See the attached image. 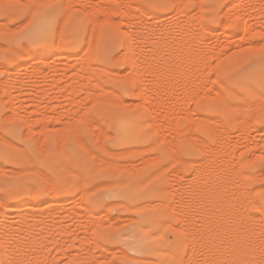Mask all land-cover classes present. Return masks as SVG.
Returning a JSON list of instances; mask_svg holds the SVG:
<instances>
[{"label":"rangeland","instance_id":"rangeland-1","mask_svg":"<svg viewBox=\"0 0 264 264\" xmlns=\"http://www.w3.org/2000/svg\"><path fill=\"white\" fill-rule=\"evenodd\" d=\"M50 9L48 29L26 38ZM154 26L179 45L159 42L165 54L160 50L155 64L165 72L156 71L159 81L145 85L142 66L148 65L140 64L150 47L135 41L137 51L147 53L139 52L137 65L125 41L129 31L157 37ZM152 102L160 103L159 113ZM130 117L140 122L144 138L119 144L118 124ZM207 174L220 183L217 189ZM19 178L28 180L40 201L18 216L13 208L20 196L11 182ZM201 182L206 188H198ZM209 184L223 205L217 218L210 216L215 200H208ZM129 186L153 194L140 200L113 196ZM22 215L31 229H16ZM141 215L153 221L144 228V241L151 234L160 252L146 259L135 248L140 242L119 241ZM0 225V264H228L240 260L228 254L240 236L243 247L231 251L243 257L236 263L264 264V0H0ZM213 247L220 258L213 259Z\"/></svg>","mask_w":264,"mask_h":264},{"label":"bare ground","instance_id":"bare-ground-1","mask_svg":"<svg viewBox=\"0 0 264 264\" xmlns=\"http://www.w3.org/2000/svg\"><path fill=\"white\" fill-rule=\"evenodd\" d=\"M41 2H42V1H41ZM159 3H160V2H159ZM234 3H235V2H233V4H234ZM44 4H45V3H44ZM231 5H232V4H230V6H231ZM228 6H229V5H228ZM233 6H234V5H233ZM29 7H30V6H29ZM32 7H33V6H32ZM138 7H140V6H138ZM231 7H232V6H231ZM235 7H236V6H235ZM46 8H47V7H46ZM44 9H45V7H44ZM146 9H147V8H146ZM30 10H31V9H30ZM42 10H43V9H42ZM50 10H51V9H50ZM114 10H115V9H114ZM119 10H120V9H119ZM141 10H142V9H141ZM45 11H46V10H45ZM117 11H118V9H117ZM121 12H123V11H121ZM125 12H128V11H125ZM33 13H34V12H33ZM139 13H140V12H139ZM139 13H138V14H139ZM142 13H143V12H142ZM129 14H130V13H129ZM131 14H132V13H131ZM136 16H137V15H136ZM144 16H145V15H144ZM144 16L142 15V17H144ZM131 17H135V16L133 15V16H131ZM131 17H130V18H131ZM53 18H54V17H53V11H52V10H51V11H46V12H44L40 17L36 18V20L34 21L33 25L31 26V28L29 29V31L25 33L24 36H25L26 38H35V39L39 38V36L41 35V33L44 32L46 29H48V26H49V24L51 23V21L53 20ZM137 18H138V17H137ZM139 18H141V16H139ZM148 18H149V17H148ZM148 18H147V19H148ZM93 19H94V18H93ZM141 21H142V20H141ZM142 22H143V21H142ZM148 22H149V21H148ZM140 23H141V22H140ZM143 23H144V22H143ZM145 23L147 24V22H145ZM145 23H144V24H145ZM96 24H97V23H96ZM149 24H150V23H149ZM89 26H90V25H89ZM92 26H93V25H92ZM140 26H141V25H140ZM146 26H147V25H146ZM146 26H145V27H146ZM96 27H97V26H96ZM147 28H148V26H147ZM147 28H145V29H147ZM149 28H150V27H149ZM153 28H155V26H154ZM157 28H158V27H157ZM157 28H155V29L152 30V32L158 34L157 37H156V34H155V36L151 34L152 36H154V38H152L151 35H150V36L147 35V34L145 35V34H143V33L141 32L139 38H137V35L134 36V34H136L135 32L131 33L132 31H131V32L129 31V33H130V37H129L128 40L125 41V48L130 50L129 52H130V54L132 55V57L134 58L133 61H134V62L136 61V63H137V61L139 62V61L141 60V58H143V56H144L145 54H147V53H144V54H143V52H142L143 49H142V48L139 49V48L141 47V45H140V47H139V45H137V43H135V41L140 40L141 43H142V45H149V47H150V49H148L149 51L147 50V51H148L147 56L145 55V56H146V57H145L146 59L143 58V60L145 59L144 62H143V60H142V61H141L142 64L137 63V65H139V64H140V65H144V64H145V65H146V64L148 65V66H144V67L142 66V68H143L142 71L145 72V70H146V74H145L146 76H145V78L143 77L142 80H144V81H141V83H142V82H145V83H143V84H145V85H147V83L149 84L151 80L153 81L155 78H157L156 76H158V78H159V74L157 73L158 71H159L160 75L163 74V73H161V70H162V72H165V71H163V68H161L162 66H159V64H155V60H156V58L159 57V56H160V58H161V55L163 56V55L165 54V53L162 52V51H163L162 49H164V48L161 47V49H160V44H161V42L163 43V44H162L163 47H164V46L167 47V46L169 45L170 41H171L172 43H173V42L175 43V42L177 41V39H178V38H177L176 41H175L174 39L170 38V36L168 35V33L165 32V28H163V27H162V29H161V27H160L159 29H157ZM132 29H133V28H132ZM140 29H142V28H140ZM95 30H98V29L95 28ZM129 30H130V29H129ZM142 30L144 31V29H142ZM142 30H141V31H142ZM148 30H149V29H148ZM145 31H146V30H145ZM149 31H151V30H149ZM95 32H96V31H95ZM152 32H151V33H152ZM144 33H145V32H144ZM185 35H186V34H185ZM185 35H184V36H185ZM189 35H190V34H189ZM191 35H192V34H191ZM173 37H174V36H173ZM182 37H183V36H182ZM190 37H192V36H190ZM190 37H189V41H188V43H189L190 40H191ZM155 38H156V39H155ZM183 38H184V37H183ZM183 38H182L181 40H183ZM171 39H172V40H171ZM187 39H188V36H187V38H185L184 40H187ZM173 40H174V41H173ZM159 42H160V44H159ZM174 43H173V44H174ZM178 43H179V42H178ZM180 43H181V42H180ZM184 43H185V41H184ZM188 43H186V45H187ZM135 44L137 45V47H139L138 50H139V52L141 51V53H142L143 56L137 51V49H136L137 47H135ZM173 44H172V47H174ZM175 44H176V43H175ZM162 45H161V46H162ZM178 45H179V44H178ZM178 45L176 44L175 47L177 48ZM183 45H184V44H183ZM175 47H174V48H175ZM183 47H184V46H183ZM57 48H58V47H57ZM26 49H27V48H26ZM87 49H88V48H87ZM87 49H86V50H87ZM167 49H169V47H168ZM171 49H172V48H171ZM171 49H170V50H171ZM179 49H180V48H179ZM179 49H178V50H179ZM144 50H145V47H144ZM160 50H161V55H160V53H159ZM175 50H176V49H175ZM193 50H194V49H193ZM193 50H192V51H193ZM124 51H125V50H124ZM168 51H169V50H168ZM195 51H196V50H195ZM54 52H55V51H54ZM95 52H96V51H94V53H95ZM125 52H126V51H125ZM164 52H165V50H164ZM177 52H178V51H177ZM177 52H176V53H177ZM179 52H180V50H179ZM181 52H182V49H181ZM193 52H194V51H193ZM193 52H191L192 55H188V56H189V57H191V56L193 57V55H194ZM248 52H249V51H248ZM232 53H233V52H232ZM30 54H31V53L29 52V55H30ZM53 54H54V53H53ZM92 54H93V53H92ZM167 54H168V53H167ZM169 54H171V53H169ZM177 54H179V53H177ZM196 54H197V53H196ZM196 54H195V55H196ZM27 55H28V51H27ZM83 55H84V54H83ZM85 55H86V54H85ZM85 55H84V56H85ZM131 55H130V56H131ZM138 55H140V56H138ZM158 55H159V56H158ZM61 56H62V55H61ZM65 56H66V55H65ZM84 56H83V58H85ZM120 56H121V55H120ZM172 56H173V55H172ZM176 56H177V55H176ZM31 57H32V56H31ZM66 57H67V56H66ZM77 57H78V56H77ZM81 57H82V55H81ZM93 57H94V56H93ZM98 57H99V56H98ZM123 57H124V55H123ZM132 57H131V58H132ZM139 57H141V58H139ZM163 57H164V56H163ZM225 57H226V55H225ZM60 58H61V57H60ZM121 58H122V56H121ZM133 58H132V59H133ZM169 58H170V57H169ZM171 58H172V57H171ZM221 58H222V57H221ZM46 59H47V58H46ZM85 59H86V58H85ZM166 59H168V58H166ZM219 59H220V58H219ZM219 59H218V60H219ZM60 60H61V59H60ZM161 60H164V61H165V59H163V58H162ZM61 61H62V60H61ZM77 61H80V60H77ZM166 61H167V60H166ZM59 62H60V61H59ZM134 62H133V63H134ZM160 62H161V61H160ZM162 62H163V61H162ZM167 62H168V61H167ZM169 62H170V61H169ZM261 62H262V61H261ZM55 63H56V62H55ZM65 63H67V62H65ZM143 63H144V64H143ZM156 63H159V61H158V62L156 61ZM188 63H189V62H188ZM52 64L55 65L54 63H52ZM56 64H57V63H56ZM161 64H162V63H161ZM163 64H164V63H163ZM169 65H170V64H169ZM55 66H56V65H55ZM83 66H84V65H83ZM167 66H168V65H167ZM64 67H66V66L64 65ZM79 67H80V66H79ZM130 67H131V66H130ZM134 67H136L135 63H134ZM137 67H138V66H137ZM137 67H136V68H137ZM146 67H147V68H146ZM163 67H164V66H163ZM170 67H171V66H170ZM250 67H251V66H250ZM49 68L52 69V68H51V65H50ZM55 68H56V67H55ZM90 68H91V67H90ZM90 68H89V69H90ZM93 68H94V67H93ZM140 68H141V66L138 68L139 71L141 70ZM145 68H146V69H145ZM65 69H66V68H65ZM131 69H132V68H131ZM138 69H135V70L137 71ZM169 69H170V68H169ZM171 69H172V68H171ZM34 70H35V69H34ZM36 70H37V69H36ZM97 70H98V69H97ZM102 70H103V69H101L100 72H101ZM164 70H165V69H164ZM81 71H82V70H81ZM156 71H157V72H156ZM169 71H170V70H169ZM169 71H168L167 73H169ZM33 72H34V71H33ZM90 72H93V71L90 70ZM108 72H109V71H108ZM130 72H132V71H130ZM130 72H129V73H130ZM155 72L157 73V75H156ZM170 72H171V71H170ZM35 73H36V72H35ZM97 73H98V72H97ZM102 73H104V72H102ZM115 73H116V72H115ZM127 73H128V72H127ZM74 74H76V73H74ZM89 74H91V73H89ZM104 74H106V72H105ZM125 74H126V73H125ZM135 74H136V72H135ZM130 75H131V73H130ZM130 75H129V77H128L127 79H129V78L131 79V77L134 79L133 75H132V76H130ZM74 76H75V75H74ZM127 76H128V75H127ZM127 76L125 75L124 77H127ZM118 78H119V77H118ZM122 78H123V76H122ZM158 78H157V80H158ZM164 78H165V77H164ZM123 79H124V78H123ZM131 80H132V79H131ZM164 80H165V79H164ZM152 81H151V82H152ZM158 81H159V80H158ZM160 81H161V80H160ZM154 82H155V81H154ZM217 82H218V81H216V83H217ZM131 83H132V82H131ZM158 83H160V82H158ZM5 84H6V83H5ZM48 84H49V83H48ZM50 84H51V83H50ZM51 85H53V84H51ZM145 85H144V87H146ZM49 87H50V86H49ZM142 88H143V87H142ZM145 89H146V88H145ZM146 90H147V89H146ZM146 90H145V91H146ZM156 90H157V88H156ZM156 90H154V92H155ZM141 91H143V90L141 89ZM150 91H151V90H150ZM143 92H144V91H143ZM143 92H142V93H143ZM154 92H152V94H154ZM230 92H231V90H230ZM233 92H234V91H233ZM147 93H148V92H147ZM147 93H144V94H145L144 96H145V98H148L147 101H148V100L151 101V99H149V98H150V97H149V94H148V97H146ZM217 93H218V92H217ZM219 93H220V92H219ZM150 94H151V93H150ZM214 94H215V92H214ZM218 95H219V94H218ZM225 95H226V94H225ZM234 95H235V94H234ZM212 96H216V94H215V95L212 94ZM220 96H221V97H219L218 99H219V100H220V98L223 99L222 95H220ZM258 96H259V95H258ZM210 97H211V96H210ZM240 97H241V96H240ZM224 98H225V97H224ZM120 99H121V98H120ZM120 99H119V100H120ZM117 100H118V99H117ZM145 100H146V99H145ZM121 101H122V99H121ZM150 101H148V102H150ZM223 101H224V103H225V100H224V99H223ZM118 102H120V101H117L116 103H118ZM148 102H147V103H148ZM155 102H156V101H155ZM155 102H154V103H155ZM154 103L152 102V103H150V104H154ZM227 103H228V100H227ZM227 103H226V104H227ZM150 104H149V105H150ZM159 104H160L159 102L157 103V105H156V103H155V105H153L152 108H155V107H156V108H155V111H156V110L159 111ZM226 104H225V105H226ZM140 105H141V104H140ZM249 105H250V104H249ZM227 106H228V105H227ZM242 106H243V105H242ZM230 107H231V106H230ZM249 107H250V106H249ZM228 108H229V106H228ZM231 108H232V107H231ZM235 108H236V107H235ZM240 108H241V107H240ZM242 108H243V107H242ZM250 108H251V107H250ZM153 111H154V110H153ZM156 112H157V111H156ZM156 112H155V113H156ZM157 113H159V112H157ZM157 113H156V114H157ZM158 115H159V114H158ZM6 116H7V115H6ZM4 117H5V116H4ZM7 117L10 118V116H7ZM11 117L13 118V116H11ZM52 117H53V116H52ZM55 117H57V116H55ZM164 117H165V116H164ZM166 117H167V116H166ZM9 118H8V120H9ZM21 118H24V117L22 116ZM171 118H172V117H171ZM171 118H170V119H171ZM1 119H3V118H1ZM79 119H80V118H79ZM165 119H166V118H165ZM217 119H218V118H217ZM3 120H4V119H3ZM4 121H5V120H4ZM11 121H12V120H11ZM25 121H26V120H25ZM27 121H28V118H27ZM169 121H170V120H168V122H169ZM139 123H140V122L136 121L134 117H130V118H128V119H125V120H123V121H120V123L118 124V127H117V131H118V132H117V136H116V140H117V142H118L119 144H130V143L140 142L141 140H143V138H144L143 135H144V134H143L142 129L140 128V124H139ZM171 123H172V120L170 121L169 124H171ZM213 133H214V132H213ZM213 133H212V134H213ZM29 134H30V133H29ZM213 135H214V134H213ZM27 136H28V135H27ZM27 136H26V137H27ZM213 137H214V136H213ZM220 137H221V136H220ZM216 140H217V139H216ZM5 141H6V140H5ZM9 144H11V143H9ZM13 145H14V144H13ZM205 145H206V144H205ZM14 146H17V145H14ZM205 147H206V146H205ZM16 148H17V147H16ZM20 148H21V147H20ZM208 149H209V147H208ZM216 149H217V148H216ZM220 149H221V148H220ZM18 150H19V148H18ZM227 150H230V149H227ZM21 151L23 152L22 148H21ZM201 151H202V150H201ZM208 151H209V150H208ZM219 151H220V150H219ZM22 152H21V154H23ZM213 152H214V151H213ZM226 152H227V151H226ZM6 153H7V152H5V154H6ZM224 153H225V152H224ZM8 154H9V153H7V155H8ZM226 154H227V153H226ZM11 155H12V154H11ZM12 156H13V155H12ZM12 156H11V157H12ZM23 156H24V155H23ZM27 156H28V155H27ZM27 156H26V157L24 156V159H25V158L27 159ZM219 156H220V155H219ZM223 156H224V155H223ZM9 157H10V155H9ZM14 158H16V156H15ZM28 158H29V157H28ZM211 158H212V157H211ZM211 158H210V159H211ZM231 158H234V157L231 156ZM211 160H212V159H211ZM29 161H30V159H29L27 162H29ZM30 162H33V161H30ZM30 162H29V164H30ZM232 162H234V161H232ZM237 162H238V160H237ZM33 163H34V162H33ZM230 163H231V162H230ZM34 164H35V163H34ZM200 164H201V163H200ZM200 164H199V166H200ZM235 164H236V162H235ZM238 164H240V163H238ZM247 164H248V163H247ZM32 165H33V164H31V166H32ZM35 165H36V164H35ZM204 165H205V164H204ZM204 165H203V166H204ZM232 166H234V165H232ZM241 166H242V165H241ZM241 166H239L238 169H239ZM209 167H210V166H209ZM209 167H208V168H209ZM236 167H237V165H236ZM131 168H132V167H131ZM200 168L202 169V167H200ZM200 168L198 169L199 171H201ZM24 169H26V168H24ZM24 169H23V170H24ZM28 169H29V168H28ZM203 169H204V168H203ZM225 169H226V168H225ZM231 169H232V167H231ZM235 169H236V168H235ZM212 170H214V169H212ZM4 171H5V170H4ZM20 171H21V170H20ZM20 171L17 170V172H20ZM236 171H237V170H236ZM209 172H210V171H209ZM234 172H235V170H234ZM238 172H239V171H238ZM23 173H24V172H23ZM33 173H34V172H33ZM197 173H199V172H197ZM235 173H237V172H235ZM239 173H240V172H239ZM210 174L212 175L213 173H210ZM210 174H209V175H210ZM222 174H223V173H222ZM222 174H221V175H222ZM233 174H234V173H233ZM246 174H247V173H246ZM14 175H15V174H14ZM17 175H18V174H17ZM196 175H197V174H196ZM199 175H201V174H198L197 176H199ZM214 175H217V173H216V174L214 173ZM214 175H213V176H214ZM228 175H229V173H227V176H228ZM230 175H231V174H230ZM238 175H239V174H238ZM240 175H241V173H240ZM240 175L238 176L239 178L241 177ZM213 176H211V178H212ZM217 176H219V175H217ZM233 176H234V175H233ZM242 176H243V175H242ZM244 176H247V175H244ZM248 176H249V175H248ZM206 177H208V174H207V176H205L204 178L207 179ZM228 177H229V176H228ZM234 177H236V176H234ZM249 177H250V176H249ZM148 178H149V177H148ZM200 178H201V177H200ZM200 178H198V179H200ZM211 178L208 177L207 180H210ZM215 178H216V177H215ZM218 178H219V177H218ZM224 178H227V177H224ZM19 179H20V180H14L13 182H11V183H12L13 191L16 192V194H18V195L20 196L17 205H15L16 208H13V209H14V210H13L14 213L17 212V214H16V213H15V214L18 215V216L21 214L22 209H23V210H24L25 208L27 209L28 206H30L31 204H34V205L36 206V205H38V203H39V201H40V197H39L38 192H36L35 189L33 190L32 187H30V184H28V180H27L26 178H19ZM212 179H214V177H213ZM212 179H211V180H212ZM230 179L232 180V178H230ZM241 179H242V178H241ZM31 180H33V179L31 178ZM211 180H210V181H211ZM218 180H219V179H218ZM231 180H230V181H231ZM148 181H149V180H148ZM196 181H197V180H196ZM196 181H195V182H196ZM210 181H209V182H210ZM215 181H216V180L214 179V180H213L214 184H213V182H211V184H212V185H215ZM228 181H229V180H228ZM232 181H233V180H232ZM234 181H235V180H234ZM239 181H240V180H238L237 182H239ZM242 181H243V180H242ZM242 181H241V182H242ZM222 182H223V181H222ZM235 182H236V181H235ZM237 182H236V183H237ZM146 183H147V182H146ZM146 183H145V184H146ZM198 183H199V181H198ZM204 183H205V181H204ZM227 183H228V182H227ZM113 184H114V183H113ZM117 184H118V183H117ZM141 184H142V183H141ZM145 184H144V185H145ZM196 184H197V183H196ZM201 184L204 185L203 182H201V183L199 184L200 186H199V187L197 186L199 189H201V186H202ZM206 184H207V183H206ZM206 184H205V185H206ZM211 184H209V188L211 187ZM216 184H217V183H216ZM218 184H220V183H218ZM218 184H217V185H218ZM229 184H230V182H229ZM229 184H228V185H229ZM231 184H233V183H231ZM231 184H230V185H231ZM239 184L243 186V183H239ZM144 185H143V186H144ZM205 185H204V186H205ZM217 185H215V186H216V189H217V187L219 186V185H218V186H217ZM222 185H223V184H222ZM222 185H221V186H222ZM224 185H225V183H224ZM235 185H238V184H235ZM204 186H203V187H204ZM206 186H207V185H206ZM206 186H205L204 188H206ZM215 186H213V187H215ZM221 186H220V187H221ZM233 186H234V185H233ZM244 186H245V184H244ZM203 187H202V189H203ZM234 187H235V186H234ZM207 188H208V187H207ZM209 188H208V189H209ZM243 188H244V187H243ZM208 189H207L206 192H207V194L209 195L210 192L208 193V191H209L210 189L212 190L213 188L211 187L209 190H208ZM216 189L212 190L211 193L213 194V193H214L213 191H215ZM219 189H220V191H222L221 188H219ZM219 189H218V190H219ZM230 189H231V186H230ZM238 189H240V188H238ZM197 190H198V189H196V191H197ZM203 190H206V189H203ZM203 190H202V191H203ZM211 190H210V191H211ZM224 190H226V189H224ZM235 190H237V189H235ZM145 191H146V190H145ZM199 191H200V190H198V192H199ZM220 191H216V192H220ZM228 191H229V190H228ZM244 191H245V190H243V192H244ZM203 192H204V191H203ZM206 192H204V193H206ZM231 192H232V191H231ZM154 193H155V192H154ZM200 193H201V191H200ZM226 193H228L227 190H226ZM240 193H241V192H240ZM152 194H153V191H150V192H149V191H147V192H139L134 186H129V187L126 188L125 190H121V191H119V192H113V196H114L115 198L118 197V196H122V197L125 198L126 200H130V199H132V198H136V199L140 200V199L145 198V195H147V196H151ZM194 194H195V193H194ZM212 194L209 195L210 198L208 197V200H209V199H210L209 201H211V200L214 201V200H215L214 202H213V201H212V202H213V204H214V203L217 204V202L220 201V197H219V196H220V193H219V194H218V193H214L215 195L218 194V195H217L218 199H217V198H214V197H216V196H213L214 194H213V195H212ZM221 194L226 195V194L224 193V191H223V193L221 192ZM229 194H230V192H229ZM232 194H233V193H231L230 195H232ZM55 195H56V194H55ZM195 195L199 197V194H198L197 192H196ZM230 195H229V196H230ZM244 195H245V194H244ZM51 196H52V195H51ZM51 196H50V197H51ZM53 196H54V195H53ZM226 196H227V195H226ZM229 196H227V197H229ZM240 196H241V195H240ZM211 197H212L213 199H211ZM224 197H225V196H224ZM227 197H225V199H227ZM230 197H232V196H230ZM230 197H229V198H230ZM229 198L227 199V201L229 200ZM237 198H238V197H237ZM237 198L234 197V199H237ZM216 200H218V201L216 202ZM60 201H61V200H60ZM195 201H197V200H195ZM2 202H3V201H2ZM5 202H6V201H5ZM5 202H4V203H5ZM225 202H226V201H225ZM229 202H230V201H229ZM242 202H243V201H242ZM255 202H256V201H255ZM255 202H254V203H255ZM196 203H197V202H196ZM231 203H232V202H231ZM10 204H11V203H10ZM56 204H57V203H56ZM215 204H214V207H213L212 209H211V207H206V208H207L209 211H210V209H211L212 212L215 211V213H216V212H219V211H222L223 208L221 209V207H222L223 205L219 207V205H221V203H220V204H217V205H218V206L216 205L217 208H218V209H217L216 206H215ZM234 204H235V203H234ZM237 204L239 205L240 203H237ZM241 204H242V203H241ZM241 204H240L239 206H241ZM2 205H3V204H2ZM5 205H6V204H5ZM34 205H33V207H34ZM211 205H212V203H211ZM257 205H258V204H257ZM257 205H256V206H257ZM6 206H7V205H6ZM15 206H14V207H15ZM194 206H195V205H194ZM206 206H208V205H206ZM30 207H32V206H30ZM30 207H29V208H30ZM9 208H11V207H9ZM204 208H205V207H204ZM236 208H238V207H236ZM32 209H34V208H32ZM32 209H31V210H32ZM207 209H205V211H206ZM213 209H215V210H213ZM216 209H217V211H216ZM230 210H231V209H230ZM230 210H228V211L231 212V214H232L233 212H232V210H231V211H230ZM233 210H234V209H233ZM236 210H237V209H236ZM243 210H244V209H243ZM32 211H33V210H32ZM32 211H31V212H32ZM38 211H39V207H38ZM38 211H36V212H38ZM40 211H41V210H40ZM189 211H191V210H189ZM209 211H208V212H209ZM211 211H210V212H211ZM244 211H245V210H244ZM24 212H25V211H24ZM145 212H146V211H145ZM196 212H197V211H196ZM208 212H206V213H208ZM212 212H211V215H210V214H209V215L212 216L213 218H214V217L217 218L218 214H217V213L215 214L214 212H213V213H214V214H213ZM222 212H223V211H222ZM27 213H28V211H27ZM42 213H44V212H42ZM190 213H191V212H190ZM6 214H7V213H2L1 216H2V215L5 216ZM33 214H34V212H33ZM35 214H36V213H35ZM44 214H46V213H44ZM195 214H196V213H195ZM197 214H198V213H197ZM231 214L229 213V216H230ZM234 214H235V213H234ZM234 214L231 215L232 218L235 217ZM240 214H241V213H240ZM29 215H30V213H29ZM214 215H215V216H214ZM219 215H220V212H219ZM221 215H222V214H221ZM3 216H2V217H3ZM14 216H15V215H14ZM22 216H23V215H22ZM197 216H198V215H197ZM199 216H200V215H199ZM233 216H234V217H233ZM2 217H1V218H2ZM12 217H13V216H12ZM23 217H24V216H23ZM23 217H22V218H23ZM28 217H29V216H28ZM218 217H219V216H218ZM8 218H9V217H8ZM140 218H141V219H140L141 222L139 221L140 223L138 222L137 225H135L134 228H130L129 230L126 231L125 235L128 236V237L125 238V239H123L122 236H120V237H119V241L122 242V243L125 244V245H131V244H135L136 242H140V244H138L135 248H137V250L141 253V258H145V259H146V258H149L150 256L158 255L160 252H159V247H158L156 244H154V238L152 239L151 234L149 235V240L146 241V242L144 241V238H146V237H147V234H148V233H146V230H145L146 228H145V227H147V226L150 227L151 224H153L152 218H151L149 215H141ZM213 218H212V220H213ZM6 219H7V218H6ZM6 219H5V220H6ZM13 219H14V217H13ZM42 219H43V218H42ZM155 219H156V218H155ZM155 219H154V220H155ZM218 219H219V218H218ZM218 219H216V220H218ZM237 219H238V218H237ZM26 220H27V216H26V215H25V217H24L22 220H21V218H20V220H19V221H20V224H19V222L17 223V228H16V229H17V230H22V228L25 227V226L28 227V229H29V228L31 227V224L28 223ZM30 220H31V219H30ZM238 220H239V219H238ZM1 221L4 222V218H2ZM28 221H29V219H28ZM31 221L33 222V220H31ZM37 221H38V220L35 221V222H36L35 224H39L40 221H38V222H37ZM44 221H45V220H44ZM236 221H237V220H236ZM6 222H7V221H6ZM16 222H17V221H16ZM32 222H31V223H32ZM155 222H156V221H155ZM1 223H2V222H1ZM40 223H41V222H40ZM157 223H158V222H157ZM213 223H217V222L215 221V219L213 220ZM219 223H221V222L219 221ZM15 224H16V223L14 222V225H15ZM33 224H34V223H33ZM42 224H43V223H42ZM42 224H41V225H42ZM45 224H46V223H45ZM45 224H44V226H45ZM206 224H207V222H206ZM237 224H238V223H236V225H237ZM243 224H244V222H243ZM4 225H5V222H4V224H3V227H4ZM207 225H208V224H207ZM227 225H228V224H227ZM29 226H30V227H29ZM48 226H49V225H48ZM209 226H210V225H209ZM223 226H224V225H223ZM238 226H239V224H238ZM240 226H241V225H240ZM5 227H6V226H5ZM5 227H4V228H5ZM32 227L34 228V226H32ZM35 227H36V226H35ZM55 227H56V226H54V229H55ZM214 227H215V224H214ZM217 227H219V224H218ZM217 227H216V228H217ZM56 228H57V230H58V226H57ZM144 228H145V229H144ZM224 228H225V227H224ZM1 229H2V228H1V225H0V230H1ZM13 229H14V228H13ZM28 229H27V230H28ZM30 229H31V228H30ZM40 229H41V228H40ZM40 229H38V230H40ZM210 229H212V228L210 227ZM222 229H223V228H222ZM237 229H238V228H237ZM243 229H244V228H243ZM7 230H8V228H7ZM17 230H16V232H17ZM32 230H33V229H32ZM36 230H37V228H36ZM43 230H44V229H43ZM59 230H61V229H59ZM25 231H26V229H25ZM40 231H41V230H40ZM240 231H241V230H240ZM240 231H239V232H240ZM2 232H3V231H2ZM8 232H10V231H8ZM13 232H14V230H13ZM13 232H12V233H13ZM22 232H23V231H22ZM26 232H27V231H26ZM28 232H30V230H28ZM28 232H27V233H28ZM12 233H11V234H12ZM23 233H25V232H23ZM23 233H22V234H23ZM40 233H41V232H40ZM236 233H237V232H236ZM240 233H241V232H240ZM34 234H35V233H34ZM34 234H33V235H34ZM195 234H196V233H195ZM12 235H15V234L13 233ZM17 235H18V234H17ZM40 235H41V234H40ZM15 236H16V235H15ZM22 236H23V235H22ZM22 236H21V237H22ZM28 236H29V235H28ZM219 236H220V235H219ZM237 236H238V235H237ZM243 236H244V235H243ZM1 237H2V236H1ZM29 237H30V236H29ZM37 237H39V235H38ZM32 238H33V237H32ZM209 238H210V237H209ZM214 238H215V237H214ZM216 238H217V240H218V237H216ZM235 238H237V237H235ZM239 238L242 239V236H240ZM12 239L14 240V239H16V238L13 237ZM21 239L24 240V238H21ZM27 239H28V238H27ZM33 239H34V238H33ZM196 239H197V238L195 237V241H196ZM220 239H221V238H220ZM220 239L218 240V242L220 241ZM240 239L237 238L236 240L239 241ZM243 239H245V238L243 237ZM243 239H242V240H243ZM0 240H1V239H0ZM3 240H4V238L2 239V241H3ZM23 240H22V241H23ZM25 240H26V239H25ZM34 240H35V239H34ZM213 240H214V239H213ZM213 240H210V242H211V241L213 242ZM236 240H235L234 242H236L237 245H239V246H237L235 243H234L235 245H232V244H233V242H232L231 245H230V244L227 245V246L230 245V246L232 247L231 249H229L230 246L227 247V248L224 246V249H225V250H228V249L230 250V251L228 250V252H229V253H228V254H229V259H230V257H232V256L235 257V256L237 255V257L241 260V258H243V257H241V255L238 256V253H239L238 251H239V250L237 251L238 253L234 255V253L236 252V249L234 250V249H233V246L237 247V249H238V247H240L243 243L240 245V242H239V244H238V241H236ZM2 241H1L0 243H2ZM16 241H17V240H16ZM16 241H15V243H16ZM18 241H19V238H18ZM38 241H39V240H38ZM197 241H198V239H197ZM197 241H196L195 243H196V244H199ZM5 242H6V240H5ZM12 242H13V241H12ZM23 242H24V241H23ZM29 242H30V241H29ZM31 242H32V241H31ZM40 242H41V241H40ZM40 242H38V243H40ZM208 242H209V240H208ZM208 242H207V243H208ZM210 242H209V244L212 243V242H211V243H210ZM214 242H215V241H214ZM242 242H243V241H242ZM3 243H4V241H3ZM35 243H36V242H35ZM38 243H37V244H38ZM6 244H7V243H6ZM25 244H26V243H25ZM27 244H28V243H27ZM30 244H31V243H30ZM37 244H36V246H37ZM200 244H201V243H200ZM200 244H199V245H195V246L198 247V246H200ZM212 244H214V243H212ZM212 244H211V245H212ZM244 244H245V242H244ZM4 245H5V244H4ZM7 245H8V244H7ZM7 245H6L5 247H7ZM15 245H16V246L18 245L17 247H19V246L21 247V246H22V245H19V243H18V244H15ZM15 245H14V246H15ZM139 245H140V246H139ZM216 245H218V244H216ZM220 245H221V244H219V246H220ZM16 246H15V247H16ZM23 246H24V243H23ZM28 246H29V245H28ZM33 246H34V245H33ZM209 246H210V245H208V247H209ZM10 247H13V246L11 245ZM15 247H14V248H15ZM17 247H16V249H17ZM37 247H38V246H37ZM210 247H211V246H210ZM235 247H234V248H235ZM242 247H243V245H242ZM23 248H24V247H23ZM23 248H22V249H23ZM31 248H32V247H31ZM35 248H36V247H35ZM8 249H9V248H8ZM16 249H15V250H16ZM20 249H21V248H19V249H17V250H20ZM28 249H29V247H28ZM33 249H34V248H33ZM36 249H37V248H36ZM36 249H35V250H36ZM206 249H207V248H206ZM210 249L212 250V247H211ZM210 249H207V251L210 250ZM224 249H223V250H224ZM232 249L234 250V251H233L234 253L231 252ZM3 250H4V249H3ZM9 250H10V249H9ZM37 250H38V249H37ZM211 250H210V251H211ZM221 250H222V249H221ZM223 250H222V251H223ZM225 250H224V251H225ZM5 251H6V250H5ZM5 251H4V252H5ZM28 251H29V250H28ZM213 251H216V252H217L218 249H217V250H214V247H213ZM4 252H3V253H4ZM8 252H11V251H8ZM8 252H7V253H8ZM126 252H127V251H126ZM11 253H12L13 255H15L14 249H13V251H12ZM16 253H17V252H16ZM218 253H219V252H217V253L214 254V258L211 257V256H213V253H211V252H210V254H212V255H211V256L209 255V256H210L211 259H212V258L215 259L216 254H217V257H218ZM223 253H224V252H223ZM225 253H226V252H225ZM225 253H224V255H225ZM231 253H232L233 255H232ZM241 253H242V252H241ZM12 254H11V255H12ZM24 254H26V253L24 252ZM27 254H28V253H27ZM27 254H26V256H27ZM36 254H37V252H36ZM127 254H128V253H127ZM208 254H209V253H208ZM208 254H207V255H208ZM230 254H231V255H230ZM244 254H245V253H244ZM244 254H242V255H244ZM6 255H7V254H6ZM6 255H5V256H6ZM8 255L11 256L10 253H9ZM168 255H169V253H168ZM170 255H171V254H170ZM23 256H24V255H23ZM172 256H173V255H172ZM192 256H193V255H192ZM34 257H35V256H34ZM128 257H130V256H128ZM131 257L133 258V255H132ZM217 257H216V259L220 258L221 256L218 257V258H217ZM234 257H233V258H234ZM8 258H10V257H8ZM11 258H12V257H11ZM13 258H14V257H13ZM21 258H24V257H21ZM134 258H135V257H134ZM134 258H133V259H134ZM136 258H137V257H136ZM191 258H192V257H191ZM33 259H34V258H33ZM128 259H129V258H128ZM138 259H139V258H138ZM138 259H137V260H138ZM235 259H236V258H234V259H233L234 261H233L232 258H231V259H230L231 261H229V260H227V261H229V263L231 262V264H232V262H233V263H236V262L240 261V260H235ZM6 260H7V259H6ZM13 260L15 261V259H13ZM131 260H132V259H131ZM242 260H243V259H242ZM11 261H12V260H11ZM14 261H12V262H13L12 264H15ZM16 261L18 262V259H17ZM32 261H33V260H32ZM145 261H146V260H145ZM214 261H215V260H214ZM216 261H217V260H216ZM216 261H215V262H216ZM227 261H226V263H227ZM9 262H10V260H9ZM149 262H150V261H149ZM223 262H225V260H224ZM223 262H222V263H223ZM19 263H20V262H19ZM22 263H23V262H22ZM167 263H168V262H162L161 264H167ZM217 263H218V262H217ZM217 263H216V264H217ZM220 263H221V262H220ZM229 263H228V264H229ZM243 263H246V262H243ZM17 264H18V263H17ZM236 264H237V263H236ZM238 264H240V262H239Z\"/></svg>","mask_w":264,"mask_h":264}]
</instances>
